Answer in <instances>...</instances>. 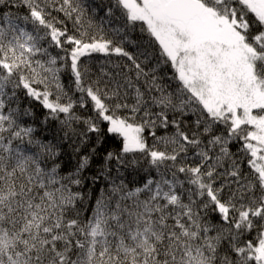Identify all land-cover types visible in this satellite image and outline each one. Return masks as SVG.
Returning <instances> with one entry per match:
<instances>
[{
    "label": "snow or ice",
    "instance_id": "snow-or-ice-1",
    "mask_svg": "<svg viewBox=\"0 0 264 264\" xmlns=\"http://www.w3.org/2000/svg\"><path fill=\"white\" fill-rule=\"evenodd\" d=\"M0 264H264V0H0Z\"/></svg>",
    "mask_w": 264,
    "mask_h": 264
}]
</instances>
